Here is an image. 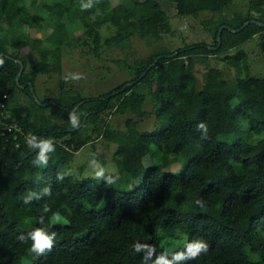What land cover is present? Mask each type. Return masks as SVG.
Instances as JSON below:
<instances>
[{
    "label": "trees",
    "instance_id": "1",
    "mask_svg": "<svg viewBox=\"0 0 264 264\" xmlns=\"http://www.w3.org/2000/svg\"><path fill=\"white\" fill-rule=\"evenodd\" d=\"M116 1L120 15L99 12V0H0V112L8 113L0 125V196L12 188L18 210L10 220L0 200V264H264V76L247 73L240 48L257 34L264 53L257 23H264V0L230 15L224 10L234 0H170L177 16L206 14L201 25L210 41L112 59L123 78L103 91L82 95L60 81L57 93L38 96L37 77L60 74L62 48L80 38L101 57L102 47L122 50L132 37L152 44L170 32L157 0ZM43 4L62 12L53 15ZM108 25L111 34L101 38L99 28ZM47 26L57 43L29 33ZM22 48L38 60L27 65ZM222 53L244 74L226 79L208 64ZM147 101L160 124L139 130ZM114 114L125 115L121 129L109 124ZM4 124L16 126L1 130ZM98 138L114 143L117 172L75 178L66 166ZM44 143L50 148L41 161ZM177 156L185 157L178 172L162 170ZM135 178L129 189L115 185ZM37 229L51 248L30 250ZM197 243L207 250L191 258L188 245Z\"/></svg>",
    "mask_w": 264,
    "mask_h": 264
},
{
    "label": "rangeland",
    "instance_id": "2",
    "mask_svg": "<svg viewBox=\"0 0 264 264\" xmlns=\"http://www.w3.org/2000/svg\"><path fill=\"white\" fill-rule=\"evenodd\" d=\"M157 1L165 10L170 25V32L164 34L158 42L146 44L143 40L132 37L130 44L124 49L121 50L117 47H102L98 51L102 56L96 57L88 50L87 45L80 44L83 38H80L77 41L75 47L73 46L75 45V41L70 39L69 42L73 47L62 48L60 74L45 73L39 75L35 81L37 95L40 97L54 95L59 90L60 81H62L64 89L78 90L82 95L92 94L96 91H103L123 78L122 73L119 72L120 70H117L118 68L113 63L112 59L125 58L126 61H130L133 56L148 54L149 52L156 50L159 46H166L171 49L181 44L182 41H210L207 33L201 25V20L206 17L205 13H200L197 17H180L175 15L173 3L170 0ZM248 4L249 0H234L225 8L224 13L230 15L234 11L243 12L248 9ZM98 5L99 12H104L108 9H113V13L116 15H120L122 12L121 7L116 0H99ZM43 7L53 15L58 16L62 12V7L59 4H43ZM6 22L8 25L12 26L15 24V19L8 15ZM111 32L112 28L109 25L99 28L101 38L108 36ZM29 33L32 37L40 38L45 44L58 42V38L53 32L52 26L41 28L39 31L32 29L29 30ZM258 40V35L256 34L243 42L240 45V48L246 55V63L248 64L247 73L256 76H264V53L261 52L259 48ZM231 50H228L229 52L227 54L231 53ZM20 52L26 54V63L29 66L38 60L37 52L33 49L22 48ZM104 54L109 58H104ZM226 58L227 57H225L223 53L216 57H209L208 64L220 69L226 79H233L236 74H244L242 71L238 74L239 70H237L231 63L228 65L227 63L229 62L226 61ZM203 70H205L204 65H202V63L197 64L195 75L198 82L201 79L200 76ZM1 88L2 85L0 84V89ZM144 108L149 111V114L138 121V129L149 130L158 127L160 123L154 118L153 114L150 113L151 104L148 101L145 103ZM124 118L125 115L123 114L111 115L109 117V124L112 128L121 129L123 127ZM240 135L243 136L244 134L241 133ZM232 137L233 135L228 137V139ZM247 139H249V137H247ZM114 148V143H108L107 145L103 140L98 138L92 144H85L82 146L74 154L72 161L69 162L66 169L75 178H81L83 176L98 178L106 173H116L117 166L113 160ZM100 159L102 160L101 162ZM149 159L150 157L148 155L144 156L143 166H147L150 163ZM175 161L176 162L167 165L162 170L174 173L178 172L184 164L185 157L177 156ZM138 182L139 178H135L130 181L129 184L115 182V185L118 189H129ZM0 200L5 205L8 218L10 220H16L18 217V210L15 207L12 188L7 189L0 196Z\"/></svg>",
    "mask_w": 264,
    "mask_h": 264
},
{
    "label": "clouds",
    "instance_id": "3",
    "mask_svg": "<svg viewBox=\"0 0 264 264\" xmlns=\"http://www.w3.org/2000/svg\"><path fill=\"white\" fill-rule=\"evenodd\" d=\"M2 64V61H0ZM50 146L47 143L41 145V153L39 156V160L44 161L46 158L44 156V152L49 150ZM55 235V233L53 234ZM31 239L34 242L31 247V251H43L45 248H51V240L47 235L44 233L42 229H37L33 233H31ZM207 250L206 243H197V244H189L188 245V253L191 258H196L198 254L202 251ZM177 259L183 258L182 254L176 257Z\"/></svg>",
    "mask_w": 264,
    "mask_h": 264
},
{
    "label": "built area",
    "instance_id": "4",
    "mask_svg": "<svg viewBox=\"0 0 264 264\" xmlns=\"http://www.w3.org/2000/svg\"><path fill=\"white\" fill-rule=\"evenodd\" d=\"M5 95L2 94V97H4ZM4 106V102L0 101V107ZM4 113L0 112V125L3 123V119H5L6 117H8V113H6L5 111H3ZM15 124H4L1 126V130H10L11 128H15Z\"/></svg>",
    "mask_w": 264,
    "mask_h": 264
},
{
    "label": "water",
    "instance_id": "5",
    "mask_svg": "<svg viewBox=\"0 0 264 264\" xmlns=\"http://www.w3.org/2000/svg\"><path fill=\"white\" fill-rule=\"evenodd\" d=\"M252 22H255V20H251ZM258 23V25H260V26H264V23L263 22H257ZM245 24V23H244ZM243 24V25H244ZM221 28H222V26H219L218 27V29H217V34H216V39H217V44H216V46L215 47H217L218 45H219V32H220V30H221ZM214 47V48H215ZM18 63H19V65H20V68H19V72H18V74L20 73V71H21V63H20V61L17 59L16 60ZM156 61V59H154V62ZM148 68V67H147ZM145 73V71H143L140 75H139V77H141L143 74ZM16 79V78H15ZM132 83L131 82H129V83H126V85H131Z\"/></svg>",
    "mask_w": 264,
    "mask_h": 264
}]
</instances>
